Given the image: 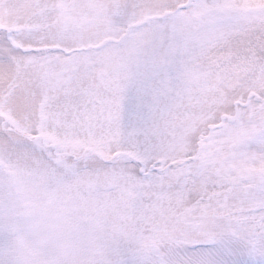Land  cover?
Wrapping results in <instances>:
<instances>
[{
  "label": "snow or ice",
  "instance_id": "snow-or-ice-1",
  "mask_svg": "<svg viewBox=\"0 0 264 264\" xmlns=\"http://www.w3.org/2000/svg\"><path fill=\"white\" fill-rule=\"evenodd\" d=\"M0 264H264V0H0Z\"/></svg>",
  "mask_w": 264,
  "mask_h": 264
}]
</instances>
